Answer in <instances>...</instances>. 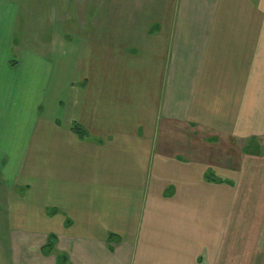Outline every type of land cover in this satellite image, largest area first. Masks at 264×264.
Wrapping results in <instances>:
<instances>
[{
    "label": "crops",
    "instance_id": "1",
    "mask_svg": "<svg viewBox=\"0 0 264 264\" xmlns=\"http://www.w3.org/2000/svg\"><path fill=\"white\" fill-rule=\"evenodd\" d=\"M118 3L89 65L0 54L15 264H264V0Z\"/></svg>",
    "mask_w": 264,
    "mask_h": 264
},
{
    "label": "rangeland",
    "instance_id": "2",
    "mask_svg": "<svg viewBox=\"0 0 264 264\" xmlns=\"http://www.w3.org/2000/svg\"><path fill=\"white\" fill-rule=\"evenodd\" d=\"M108 1L0 0V12L6 14L0 18V44L8 40L11 45L9 51L0 50V54L19 61L24 55L21 50H30L44 56L48 63L84 58L89 65L94 55H102L101 51L92 50L102 42L99 38L103 35L104 12L111 17L118 15V0H110L111 7L105 8ZM3 191L0 185V264H15L11 238L16 231L8 219ZM16 245L29 262H39L37 248L29 244L28 238ZM42 258L45 260L43 255Z\"/></svg>",
    "mask_w": 264,
    "mask_h": 264
},
{
    "label": "trees",
    "instance_id": "3",
    "mask_svg": "<svg viewBox=\"0 0 264 264\" xmlns=\"http://www.w3.org/2000/svg\"><path fill=\"white\" fill-rule=\"evenodd\" d=\"M71 130L72 132L80 139L82 140H85L87 139L90 134L88 133V131L83 127L81 126L80 124H73L72 127H71ZM255 140H252V142H250V144L248 145V147L246 148V152H249L252 148L255 147ZM206 179L208 181H212V182H225V180H222L218 177H216L213 173H208L207 176H206ZM171 193L170 192H167L166 195H170ZM52 213H55L52 212ZM114 239V236L112 235V237H110V242ZM115 239L119 240V238L115 237ZM56 236L54 235H50L49 238H48V243L47 245L43 248V251L45 254H50L52 253L54 250H55V246H56ZM111 250H113L112 247H110ZM65 259V256L64 255H60V260H64ZM201 261L199 262V264H201Z\"/></svg>",
    "mask_w": 264,
    "mask_h": 264
}]
</instances>
